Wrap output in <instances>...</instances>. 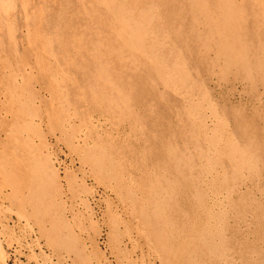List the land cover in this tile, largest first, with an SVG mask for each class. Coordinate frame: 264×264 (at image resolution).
<instances>
[{
  "label": "rangeland",
  "instance_id": "obj_1",
  "mask_svg": "<svg viewBox=\"0 0 264 264\" xmlns=\"http://www.w3.org/2000/svg\"><path fill=\"white\" fill-rule=\"evenodd\" d=\"M127 1L0 0V188L46 205L60 247L84 245L105 264H264V0ZM103 184L113 195L89 201ZM75 193L83 204L71 219ZM147 246L155 262L138 257ZM1 247L7 264L26 263Z\"/></svg>",
  "mask_w": 264,
  "mask_h": 264
},
{
  "label": "bare ground",
  "instance_id": "obj_2",
  "mask_svg": "<svg viewBox=\"0 0 264 264\" xmlns=\"http://www.w3.org/2000/svg\"><path fill=\"white\" fill-rule=\"evenodd\" d=\"M7 1V0H6ZM63 1V0H62ZM66 1V0H65ZM78 1V0H77ZM85 1V0H84ZM106 1V0H105ZM111 1V0H110ZM127 1V0H126ZM131 1V0H130ZM157 1V0H156ZM160 1V0H159ZM191 1V0H190ZM234 1V0H233ZM69 2V1H68ZM101 2V1H100ZM124 2H125V0H124ZM127 2H129V1H127ZM132 2V1H131ZM158 2V1H157ZM169 2V1H168ZM167 2V3H168ZM199 2V1H198ZM215 2V1H214ZM2 3V2H1ZM10 3V2H9ZM64 3V2H63ZM75 3H77V2H75ZM86 3V2H85ZM92 3V2H91ZM94 4H95V2H93ZM109 3V2H108ZM108 3H104L105 5L106 4H108ZM111 3V2H110ZM115 3H117V2H115ZM119 3V2H118ZM122 3V2H121ZM161 3V2H160ZM201 3V2H200ZM205 3V2H204ZM11 4V3H10ZM100 4V3H99ZM103 4V3H102ZM112 4V3H111ZM110 4V5H111ZM126 4V3H125ZM162 4H163V2H162ZM215 4V3H214ZM230 4V3H229ZM85 5V4H84ZM91 5V4H90ZM124 5V4H123ZM128 5V4H127ZM192 5V4H191ZM8 6V5H7ZM69 6V5H68ZM68 6H67V8H68ZM120 6V5H119ZM145 6V5H144ZM170 6V5H169ZM172 6V5H171ZM175 6V5H174ZM179 6V5H178ZM199 6V5H198ZM203 6V5H202ZM206 6V5H205ZM233 6V5H232ZM3 7V6H2ZM6 7V6H5ZM73 7V6H72ZM96 6H94L93 8H95ZM98 7V6H97ZM114 7V6H113ZM117 7V6H116ZM124 7H125V5H124ZM127 7V6H126ZM191 7V6H190ZM197 7V6H196ZM251 7V6H250ZM22 8V7H21ZM80 8V7H79ZM92 8V9H93ZM122 8H123V6H122ZM121 8V9H122ZM128 9H129V5H128V7H127ZM127 8H126V10H127ZM132 8V7H131ZM164 8V7H163ZM174 8V7H173ZM218 8V7H217ZM8 9H10V8H7V11H8ZM40 9V8H39ZM62 9V8H61ZM84 9V8H83ZM133 9V8H132ZM131 9V10H132ZM136 9V8H135ZM135 9H133V12H134V10ZM176 9V8H175ZM179 9V8H178ZM183 9V8H182ZM198 9H199V7H198ZM210 9V8H209ZM229 9V8H228ZM236 9V8H235ZM11 10V9H10ZM47 10V9H46ZM68 10V9H67ZM79 10V9H78ZM98 10H99V8H98ZM110 10V9H109ZM115 10V9H114ZM156 10V9H155ZM205 10V9H204ZM207 10V9H206ZM226 10V9H225ZM4 11V10H3ZM21 11V10H20ZM87 11H89V9L87 10ZM116 11V10H115ZM118 11V10H117ZM125 11V10H124ZM154 11V10H153ZM201 11V10H200ZM235 11V10H234ZM2 12V11H1ZM6 12V11H5ZM4 12V13H5ZM64 12V11H63ZM66 12V11H65ZM77 12V11H76ZM90 12V11H89ZM94 12V11H93ZM96 12V11H95ZM100 12V11H99ZM119 13H120V11H118ZM128 12V11H127ZM127 12H125V13H127ZM132 12V11H131ZM136 12H138V10L136 11ZM171 12V11H170ZM199 12V11H198ZM202 12V11H201ZM4 13H2V14H4ZM37 13V12H36ZM41 13V12H40ZM70 13V12H69ZM79 13V12H78ZM85 14L87 13V12H84ZM98 13V12H97ZM116 13V12H115ZM156 13V12H155ZM182 13V12H181ZM205 13V12H204ZM213 13V12H212ZM251 13V12H250ZM7 14V13H6ZM42 14V13H41ZM60 14H62V13H60ZM99 14H101V13H99ZM105 14V13H104ZM124 14V13H123ZM128 14V13H127ZM148 14V13H147ZM201 14V13H200ZM207 14H209V13H207L206 12V15ZM214 14V13H213ZM222 14V13H221ZM226 14V13H225ZM224 14V15H225ZM39 15V14H38ZM64 15H65V13H64ZM74 15V14H73ZM117 15V14H116ZM4 16V15H3ZM61 16V15H60ZM119 16H121L120 14H119ZM32 17V16H31ZM39 17V16H38ZM106 17V16H105ZM131 18H133L132 16H130ZM130 17H129V20H130ZM139 17V16H138ZM143 17H145V16H143ZM155 17V16H154ZM166 17V16H165ZM168 17V16H167ZM213 17V16H212ZM23 18V17H22ZM25 18V17H24ZM23 18V19H24ZM27 18V17H26ZM25 18V19H26ZM55 18V17H54ZM64 18V17H63ZM81 18V17H80ZM108 18V17H107ZM114 18V17H113ZM120 17H118V20H120L119 19ZM135 18V17H134ZM156 18V17H155ZM170 18V17H169ZM179 18V17H178ZM223 18V17H222ZM226 17H224V19H225ZM39 19V18H38ZM124 19V18H123ZM122 19V20H123ZM126 19H128V18H126ZM150 19V18H149ZM208 19V18H207ZM213 19H214V17H213ZM216 19V18H215ZM214 19V20H215ZM37 20V19H36ZM85 20V19H84ZM83 20V21H84ZM87 20V19H86ZM108 20V19H107ZM122 20H120V21H122ZM132 20V19H131ZM130 20V21H131ZM134 20V19H133ZM173 20V19H172ZM204 20V19H203ZM25 21V20H24ZM61 21V20H60ZM64 21V20H63ZM108 21H110V20H108ZM115 21V20H114ZM125 20H123V22H124ZM127 21V20H126ZM142 21V20H141ZM228 21V20H227ZM254 21V20H253ZM88 22V21H87ZM95 22V21H94ZM133 22H135V21H133ZM205 22V21H204ZM207 22H208V20H207ZM214 22V21H213ZM223 23H224V21H222ZM226 22V21H225ZM230 22V21H229ZM236 22V21H235ZM256 22V21H255ZM52 23H55L56 24V22H52ZM73 23V22H72ZM81 23V22H80ZM111 23V22H110ZM114 23V22H113ZM116 23V22H115ZM128 23H131V22H128ZM215 23H217V22H215ZM242 23V22H241ZM244 23V22H243ZM4 24H5V22H4ZM63 24V23H62ZM85 24V23H84ZM120 24V23H119ZM209 24H214V23H209ZM222 24V23H221ZM221 24H220V26H221ZM250 24V23H249ZM254 24V23H253ZM259 24V23H258ZM52 25V24H51ZM66 25V24H65ZM64 25V26H65ZM74 25V24H73ZM83 25V24H82ZM108 25V24H107ZM121 25V24H120ZM119 25V26H120ZM148 25V24H147ZM197 25V24H196ZM208 25V24H207ZM206 25V26H207ZM219 25V24H218ZM227 25V24H226ZM229 25V24H228ZM256 25V24H255ZM24 26V25H23ZM89 26V25H88ZM106 26V25H105ZM115 26H117V25H115ZM128 25H125V27H127ZM134 26V25H133ZM139 26V25H138ZM170 26V25H169ZM168 26V27H169ZM215 26H217V24H215ZM253 26V25H252ZM52 27V26H51ZM57 27V26H56ZM81 27H83V26H81ZM87 27V26H86ZM90 27V26H89ZM125 27H123L124 29H125ZM131 27V26H130ZM160 27V26H159ZM179 27V26H178ZM198 27V26H197ZM219 27V26H218ZM241 27V26H240ZM59 28V27H58ZM68 28V27H67ZM88 28V27H87ZM95 28H97V27H95ZM101 28V27H100ZM111 28H112V26H111ZM149 28V27H148ZM174 28V27H173ZM209 28V27H208ZM207 28V29H208ZM216 28V27H215ZM220 28V27H219ZM226 28H227V26H226ZM64 29V28H63ZM72 29V28H71ZM76 29V28H75ZM80 29V28H79ZM93 29V28H92ZM120 28H118V30H119ZM213 29V28H212ZM223 29V28H222ZM245 29V28H244ZM51 30V29H50ZM69 30V29H68ZM127 30V29H126ZM155 30V29H154ZM209 30V29H208ZM218 30H220V29H218ZM81 31V30H80ZM90 31V30H89ZM98 31H100V30H98ZM112 31H114V30H112ZM117 31V30H116ZM123 31V30H122ZM129 31H131V30H129ZM158 31V30H157ZM180 31V30H179ZM190 31V30H189ZM221 31V30H220ZM224 31V30H223ZM250 31H251V29H250ZM252 31H254V30H252ZM42 32V31H41ZM54 32V31H53ZM57 32V31H56ZM65 32V31H64ZM79 32V31H78ZM118 32V31H117ZM116 32V33H117ZM138 31H136V33H137ZM166 32V31H165ZM210 32V31H209ZM213 32V31H212ZM219 32V31H218ZM228 30H227V34H228ZM256 32V31H255ZM25 33V32H24ZM91 33V32H90ZM93 33H94V31H93ZM99 33V32H98ZM101 33V32H100ZM104 33V32H103ZM113 33V32H112ZM123 33H125V32H123ZM142 33V32H141ZM193 33V32H192ZM42 34V33H41ZM40 34V35H41ZM83 34H84V32H83ZM85 34H86V32H85ZM92 34V33H91ZM95 34V33H94ZM130 34H131V36H132V34L133 33H131L130 32ZM157 34V33H156ZM159 34V33H158ZM213 34V33H212ZM49 35V34H48ZM62 35H64V34H62ZM65 35H67V33L65 34ZM116 35H118V34H116ZM122 35H124V34H122ZM127 35V34H126ZM145 35V34H144ZM149 35V34H148ZM164 35V34H163ZM203 35V34H202ZM225 35V34H224ZM231 35V34H230ZM26 36V35H25ZM51 36H54V35H51ZM58 36H60V35H58ZM128 36H129V34H128ZM138 36V35H137ZM139 36H140V34H139ZM181 36V35H180ZM205 36V35H204ZM212 36V35H211ZM211 36L209 37V38H211ZM32 37V36H31ZM79 37V36H78ZM134 37V36H133ZM133 37H131V38H133ZM149 37V36H148ZM218 37H220V36H218ZM44 38H46V37H44ZM62 38H64V36L62 37ZM91 38H92V36H91ZM102 38V37H101ZM111 38V37H110ZM113 38V37H112ZM130 38V37H129ZM140 38L142 39V37L140 36ZM208 38V37H207ZM213 38V37H212ZM258 38V37H257ZM49 39H50V37H49ZM54 39H55V37H54ZM58 39V38H57ZM64 39H66V38H64ZM82 39V38H81ZM93 39V38H92ZM134 39V38H133ZM145 39V38H144ZM182 39V38H181ZM214 39V38H213ZM212 39V40H213ZM220 39H222V38H220ZM219 39V40H220ZM225 39V38H224ZM223 39V40H224ZM25 40V39H24ZM31 40H33V39H31ZM70 40V39H69ZM88 40H90V39H88ZM108 40H110V39H108ZM135 40V39H134ZM133 40V41H134ZM169 40V39H168ZM179 40V39H178ZM239 40V39H238ZM58 41V40H57ZM101 41V40H100ZM115 41H116V39H115ZM144 41V40H143ZM153 41V40H152ZM164 41V40H163ZM208 41V40H207ZM217 41V40H216ZM222 41V40H221ZM32 42V41H31ZM67 42H69V41H67ZM79 42V41H78ZM90 42H92V41H90ZM95 42H97V41H95ZM102 42V41H101ZM106 42H107V40H106ZM122 42H124V41H122ZM127 42H128V39H127ZM136 42V41H135ZM206 42V41H205ZM217 42H219V41H217ZM54 43V42H53ZM57 43V42H56ZM138 43V42H137ZM136 43V44H137ZM146 43V42H145ZM161 43V42H160ZM159 43V44H160ZM180 43V42H179ZM208 43V42H207ZM239 43V42H238ZM249 43V42H248ZM61 44V43H60ZM89 44V43H88ZM95 44V43H94ZM97 44H98V42H97ZM100 44V43H99ZM110 44H111V41H110ZM133 44H135V43H133ZM45 45V44H44ZM59 45V44H58ZM106 45V44H105ZM123 45V44H122ZM125 45V44H124ZM138 45H139V43H138ZM156 45V44H155ZM154 45V46H155ZM166 45V44H165ZM200 45V44H199ZM215 45V44H214ZM216 45H218V44H216ZM221 45V44H220ZM29 46V45H28ZM79 46V45H78ZM87 46V45H86ZM152 46V45H151ZM164 46V45H163ZM205 45H203V47H204ZM225 46V45H224ZM30 47V46H29ZM64 47V46H63ZM98 47H100V46H98ZM102 47V46H101ZM104 47V46H103ZM122 47H124V46H122ZM125 47H126V45H125ZM124 47V48H125ZM139 47V46H138ZM147 47V46H146ZM160 47H162V46H160ZM216 47V46H215ZM221 47H223V46H221ZM93 48H95V47H93ZM172 48V47H171ZM181 48V47H180ZM179 48V49H180ZM227 48V47H226ZM57 49V48H56ZM117 49V48H116ZM119 49V48H118ZM130 49V48H129ZM157 49V48H156ZM163 49H164V47H163ZM175 49V48H174ZM220 48H218V50H219ZM245 49V48H244ZM58 50V49H57ZM85 50V49H84ZM87 50V49H86ZM93 50V49H92ZM135 50V49H134ZM159 50V49H158ZM208 50V49H207ZM226 50H228V49H226ZM95 51V50H94ZM98 52H99V50H97ZM102 51V50H101ZM125 51V50H124ZM129 51V50H128ZM127 51V52H128ZM167 51V50H166ZM213 51V50H212ZM215 51H217V49L215 50ZM107 52V51H106ZM126 52V53H127ZM158 52H160V51H158ZM176 52H179V51H176ZM191 52V51H190ZM201 52V51H200ZM223 52V51H222ZM242 52V51H241ZM100 53V52H99ZM109 53V52H108ZM120 53V52H119ZM125 53V54H126ZM148 53V52H147ZM156 53V52H155ZM213 53V52H212ZM219 53V52H218ZM231 53V52H230ZM244 53V52H243ZM124 54V53H123ZM154 54V53H153ZM177 54V53H176ZM101 55V54H100ZM112 55V54H111ZM111 55H109V56H111ZM143 55V54H142ZM148 55V54H147ZM160 55V54H159ZM205 55V54H204ZM219 55H221V54H219ZM224 55V54H223ZM223 55H221V56H223ZM93 56V55H92ZM91 56V57H92ZM128 56V55H127ZM146 56V55H145ZM166 56V55H165ZM178 56V55H177ZM180 56V55H179ZM212 56V55H211ZM217 56V55H216ZM237 56H239V55H237ZM138 57V56H137ZM136 57V58H137ZM158 57V56H157ZM169 57V56H168ZM171 57V56H170ZM199 57V56H198ZM93 58V57H92ZM113 58V57H112ZM117 58V57H116ZM124 58V57H123ZM129 58V57H128ZM141 58H143V57H141ZM156 58V57H155ZM191 58V57H190ZM207 58H209V57H207ZM218 58H220V57H218ZM223 58V57H222ZM236 58V57H235ZM60 59H61V57H60ZM67 59V58H66ZM140 59V58H139ZM167 59V58H166ZM169 59V58H168ZM211 59V58H210ZM238 59V58H237ZM241 59V58H240ZM239 59V60H240ZM54 60V59H53ZM70 60H72V59H70ZM90 60V59H89ZM92 61H93V59H91ZM117 60V59H116ZM146 60V59H145ZM144 60V61H145ZM157 60V59H156ZM179 60V59H178ZM182 60V59H181ZM62 61V60H61ZM69 61V60H68ZM67 61V62H68ZM77 61V60H76ZM92 61H91V63H92ZM190 61V60H189ZM231 61V60H230ZM82 62H84L83 60H82ZM130 62H132V61H130ZM141 62V61H140ZM155 62V61H154ZM160 62V61H159ZM217 62V61H216ZM226 62V61H225ZM247 62V61H246ZM85 63V62H84ZM95 63V62H94ZM94 63H93V65H94ZM142 63H143V61H142ZM151 63H153V62H151ZM192 63V62H191ZM222 63H224V62H222ZM230 63V62H229ZM241 63V62H240ZM70 64V63H69ZM100 64V63H99ZM103 64V63H102ZM106 64V63H105ZM141 64V63H140ZM145 64H146V62H145ZM167 64H168V62H167ZM238 64V63H237ZM92 64H91V66H93ZM158 65V64H157ZM222 65V64H221ZM225 65V64H224ZM239 65V64H238ZM167 66V65H166ZM181 66V65H180ZM208 66V65H207ZM223 66V65H222ZM97 67V66H96ZM105 67V66H104ZM118 67V66H117ZM153 67V66H152ZM156 67V66H155ZM170 67V66H169ZM172 67V66H171ZM179 67V66H178ZM183 67V66H182ZM185 67V66H184ZM214 67V66H213ZM219 67V66H218ZM227 67H229V66H227ZM233 67V66H232ZM73 68V67H72ZM98 68V67H97ZM234 68V67H233ZM28 69V68H27ZM74 69V68H73ZM93 69V68H92ZM103 69V68H102ZM106 69V68H105ZM151 69V68H150ZM166 69V68H165ZM168 69V68H167ZM210 69V68H209ZM215 69V68H214ZM226 69V68H225ZM148 70V69H147ZM146 70V71H147ZM157 70H160L161 71V69H157ZM252 70H254V69H252ZM102 71V70H101ZM107 71V70H106ZM105 71V72H106ZM118 71V70H117ZM153 71V70H152ZM155 71V70H154ZM153 71V72H154ZM163 71V70H162ZM207 71V70H206ZM240 71H242V69L240 70ZM97 72V71H96ZM148 72V71H147ZM166 72V71H165ZM184 72V71H183ZM223 72H225L224 70H223ZM231 72V71H230ZM243 72V71H242ZM42 73V72H41ZM95 73V72H94ZM119 73V72H118ZM154 73H156V72H154ZM167 73H168V71H167ZM226 73V72H225ZM228 73V72H227ZM64 74V73H63ZM92 74V73H91ZM97 74V73H96ZM99 74H101V72L99 73ZM122 74V73H121ZM201 74V73H200ZM204 74V73H203ZM213 74V73H212ZM244 74V73H243ZM61 75V74H60ZM80 75V74H79ZM106 75V74H105ZM128 75V74H127ZM133 75V74H132ZM138 75V74H137ZM165 75V74H164ZM184 75V74H183ZM238 75V74H237ZM255 75V74H254ZM131 76V75H130ZM185 76V75H184ZM190 76V75H189ZM77 77V76H76ZM98 77V76H97ZM133 77V76H132ZM143 77V76H142ZM149 77V76H148ZM174 77V76H173ZM199 77V76H198ZM213 77V76H212ZM72 78V77H71ZM85 78V77H84ZM99 78V77H98ZM108 78V77H107ZM113 78V77H112ZM135 78H137V77H135ZM152 78H155V77H152ZM175 78V77H174ZM206 78V77H205ZM209 78V77H208ZM224 78V77H223ZM222 78V79H223ZM95 79V78H94ZM109 79V78H108ZM234 79H236V78H234ZM20 80V79H19ZM89 80V79H88ZM99 80V79H98ZM97 80V81H98ZM124 80V79H123ZM129 80V79H128ZM140 80V79H139ZM150 80V79H149ZM214 80V79H213ZM225 80V79H224ZM74 81V80H73ZM95 81V80H94ZM102 82H103V80H101ZM125 81V80H124ZM136 81V80H135ZM151 81V80H150ZM153 81V80H152ZM156 81V80H155ZM161 81V80H160ZM209 81V80H208ZM227 81V80H226ZM96 82V81H95ZM101 82V83H102ZM118 82V81H117ZM143 82V81H142ZM224 82V81H223ZM162 83V82H161ZM217 83V82H216ZM118 84V83H117ZM126 84V83H125ZM157 84V83H156ZM212 84V83H211ZM253 84V83H252ZM255 84V83H254ZM104 85V84H103ZM123 85V84H122ZM236 85V84H235ZM107 86V85H106ZM124 86V85H123ZM158 86V85H157ZM192 86V85H191ZM195 86V85H194ZM219 86V85H218ZM231 86H233V85H231ZM103 87V86H102ZM101 87V88H102ZM109 87V86H108ZM182 87V86H181ZM185 87V86H184ZM199 87V86H198ZM111 88H112V85H111ZM231 88V87H230ZM113 89V88H112ZM200 89V88H199ZM108 90V89H107ZM128 90V89H127ZM137 90V89H136ZM153 90V89H152ZM165 90V89H164ZM167 90H171V89H167ZM182 90V89H181ZM180 90V91H181ZM190 90V89H189ZM189 90H187V91H189ZM220 90V89H219ZM235 90V89H234ZM242 90V89H241ZM166 91V90H165ZM182 91H184V90H182ZM196 91V90H195ZM198 91V90H197ZM75 92V91H74ZM130 92V91H129ZM153 92V91H152ZM171 92V91H170ZM179 92V91H178ZM216 92H217V89H216ZM233 92V91H232ZM256 92H258V91H256ZM110 93V92H109ZM139 93V92H138ZM97 94H98V92H97ZM184 94V93H183ZM188 94V93H187ZM195 94V93H194ZM207 94V93H206ZM114 95V94H113ZM156 95V94H155ZM179 95V94H178ZM129 96V95H128ZM138 96V95H137ZM184 96V95H183ZM143 97V96H142ZM162 97V96H161ZM178 97H180V96H178ZM182 97V96H181ZM257 97V96H256ZM122 98V97H121ZM136 98V97H135ZM144 98V97H143ZM150 98V97H149ZM186 98H187V96H186ZM205 98V97H204ZM240 98V97H239ZM126 99H127V96H126ZM137 99H138V97H137ZM140 99V98H139ZM196 99V98H195ZM199 99V98H198ZM260 99V98H259ZM117 100V99H116ZM144 100V99H143ZM151 100V99H150ZM153 100V99H152ZM238 100V99H237ZM247 100V99H246ZM251 100V99H250ZM263 100V99H262ZM22 101V100H21ZM92 101V100H91ZM117 101H119V100H117ZM127 101H128V99H127ZM144 101H146V100H144ZM253 101V100H252ZM18 102V101H17ZM105 102V101H104ZM120 102V101H119ZM143 102V101H142ZM208 102V101H207ZM247 102V101H246ZM126 103H128V102H126ZM140 103V102H139ZM156 103V102H155ZM189 103V102H188ZM191 103V102H190ZM199 103V102H198ZM105 104V103H104ZM109 105H110V103H108ZM121 104V103H120ZM135 104V103H134ZM149 104V103H148ZM195 104V103H194ZM249 104V103H248ZM93 105V104H92ZM97 105V104H96ZM106 105V104H105ZM131 105V104H130ZM152 105H153V103H152ZM156 105V104H155ZM185 105H186V103H185ZM190 105V104H189ZM150 106V105H149ZM169 106H170V104H169ZM209 106V105H208ZM111 107H113V106H111ZM143 107H144V105H143ZM142 107V108H143ZM154 107V106H153ZM153 107H151V108H153ZM196 107V106H195ZM250 107V106H249ZM101 108H103V107H101ZM141 108V109H142ZM155 108V107H154ZM157 108V107H156ZM192 108V107H191ZM210 108V107H209ZM217 108V107H216ZM116 109V108H115ZM130 109V108H129ZM133 109V108H132ZM177 109V108H176ZM184 109V108H183ZM186 109V108H185ZM96 110V109H95ZM100 110H102V109H100ZM99 110V111H100ZM106 110V109H105ZM107 110H108V108H107ZM143 110V109H142ZM146 110V109H145ZM169 110V109H168ZM253 110V109H252ZM256 110V109H255ZM97 111V110H96ZM117 111V110H116ZM126 111V110H125ZM169 111H171V110H169ZM176 111V110H175ZM203 110H201V112H202ZM207 111V110H206ZM220 111V110H219ZM233 111V110H232ZM104 112V111H103ZM131 112V111H130ZM133 112V111H132ZM138 112V111H137ZM137 112H136V114H137ZM145 111H143V113H144ZM173 111H171V113H172ZM193 112V111H192ZM200 112V111H199ZM210 112H212V111H210ZM238 112V111H237ZM124 113V112H123ZM142 113V114H143ZM157 113V112H156ZM177 113V112H176ZM176 113L174 114V115H176ZM221 113V112H220ZM89 114V113H88ZM148 114H150V112L148 113ZM152 114H153V112H152ZM165 114V113H164ZM186 114V113H185ZM110 115V114H109ZM133 115H134V113H133ZM187 115V114H186ZM4 116V115H3ZM135 116V115H134ZM156 116V115H155ZM155 116H154V119H155ZM178 117L180 116V114L179 115H177ZM198 116V115H197ZM111 117V116H110ZM136 117V116H135ZM184 117V116H183ZM240 117V116H239ZM121 118H123V117H121ZM140 118V117H139ZM161 118V117H160ZM177 117H175V119H176ZM188 118H189V116H188ZM242 118V117H241ZM114 119V118H113ZM243 119V118H242ZM94 120V119H93ZM125 120V119H124ZM137 120V119H136ZM191 120V119H190ZM200 120V119H199ZM215 119L214 118H212V117H210V116H205L204 118H203V122H204V124L205 125H207V127H208V125H213L212 123H213V121H214ZM176 121H178V120H176ZM175 121V122H176ZM180 121V120H179ZM217 121V120H216ZM219 121V120H218ZM239 121V120H238ZM246 121V120H245ZM95 122H97V121H95ZM138 122V121H137ZM143 122V121H142ZM183 122H184V120H183ZM242 122H243V120H242ZM98 123H102L101 121L100 122H98ZM123 123V122H122ZM126 123V122H125ZM134 123V122H133ZM132 123V124H133ZM179 123V122H178ZM182 123V122H181ZM240 123V122H239ZM263 123V122H262ZM104 124V123H103ZM102 124V125H103ZM110 124V123H109ZM185 124V123H184ZM194 124V123H193ZM238 124V123H237ZM247 124V123H246ZM106 125V124H105ZM135 125V124H134ZM181 125H183V124H181ZM180 125V126H181ZM232 125H233V123H232ZM183 126H185V125H183ZM192 126V125H191ZM195 126V125H194ZM240 126V125H239ZM126 127H127V125H126ZM129 127V126H128ZM161 127V126H160ZM190 127V126H189ZM234 127V126H233ZM247 127L249 128V125H247ZM246 127V128H247ZM252 127V126H251ZM251 127H250V129H251ZM108 128V127H107ZM114 128H115V126H114ZM185 128H186V126H185ZM240 128V127H239ZM238 128V129H239ZM241 128H242V125H241ZM246 128H244V129H246ZM263 128V127H262ZM121 129V128H120ZM130 129V128H129ZM181 129V128H180ZM190 129V128H189ZM188 129V130H189ZM236 129V128H235ZM243 129V130H244ZM124 130V129H123ZM128 130V129H127ZM139 130V129H138ZM154 131V130H153ZM206 131V130H205ZM221 131H223L224 132V130H221ZM239 131V130H238ZM248 131V130H247ZM262 131V130H261ZM182 132H183V130H182ZM218 132H220V131H218ZM237 132V131H236ZM241 132H242V130H241ZM245 132V131H244ZM251 132V130L249 131V133ZM253 132V131H252ZM82 133V132H81ZM134 133V132H133ZM139 133V132H138ZM150 133V132H149ZM181 133V132H180ZM184 133V132H183ZM187 133V132H186ZM188 133H189V131H188ZM221 133V132H220ZM243 133V132H242ZM9 134V133H8ZM114 134H115V132H114ZM131 134V133H130ZM224 134V133H223ZM241 134V133H240ZM246 134V133H245ZM258 134V133H257ZM160 135V134H159ZM178 135V134H177ZM218 135V134H217ZM251 135V134H250ZM129 136V135H128ZM162 136V135H161ZM194 136V135H193ZM243 136V135H242ZM253 136H254V134H253ZM138 137V136H137ZM151 137H153V140H154V138H156V137H154V136H151ZM197 137V136H196ZM247 136H245V138H246ZM96 138V137H95ZM253 138V137H252ZM131 139V138H130ZM75 141H76V143L77 144H79V145H84L85 144V141H87V140H85V137H84V135H82V134H79L75 139H74ZM179 140V139H178ZM184 140V139H183ZM204 140V139H203ZM211 140V139H210ZM239 140V139H238ZM261 140V139H260ZM52 141V140H51ZM89 141V140H88ZM155 141V140H154ZM157 141H158V139H157ZM160 141V140H159ZM233 141H234V139H233ZM161 142V141H160ZM232 142V141H231ZM251 142V141H250ZM92 143V142H91ZM206 143V142H205ZM245 143H246V141H245ZM249 143V142H248ZM257 143V142H256ZM260 143H261V141H260ZM158 144H159V142H158ZM163 144H165L164 142H163ZM183 144H184V142H183ZM203 144V143H202ZM220 144V143H219ZM255 144V143H254ZM258 144V143H257ZM256 144V145H257ZM180 145V144H179ZM205 145V144H204ZM242 145V144H241ZM260 145H262V144H260ZM186 146V145H185ZM189 146V145H188ZM246 146V145H245ZM259 146V145H258ZM48 147V146H47ZM262 147V146H261ZM162 148V147H161ZM183 148V147H182ZM207 148V147H206ZM221 148V147H220ZM223 148V147H222ZM253 148H255V147H253ZM158 149V148H157ZM257 149V148H256ZM177 150V149H176ZM215 150V149H214ZM222 150V149H221ZM156 152H158V151H156ZM165 152V151H164ZM178 152V151H177ZM195 152V151H194ZM179 153V152H178ZM186 153V152H185ZM192 153H193V151H192ZM238 153V152H237ZM240 153V152H239ZM27 154V153H26ZM68 154V153H67ZM167 153L165 152V155H166ZM85 155V154H84ZM154 155V154H153ZM168 155V154H167ZM174 155V154H173ZM185 155V154H184ZM236 155V154H235ZM240 155V154H239ZM138 156V155H137ZM148 156V155H147ZM190 156V155H189ZM214 156V155H213ZM216 156V155H215ZM234 156V155H233ZM238 156V155H237ZM242 156V155H241ZM257 156V155H256ZM75 157V156H74ZM29 158V157H28ZM174 158V157H173ZM180 158V157H179ZM206 158V157H205ZM223 158H225V157H223ZM175 159V158H174ZM173 159V160H174ZM257 159H259V158H257ZM149 160V159H148ZM226 160V159H225ZM168 161V160H167ZM183 161V160H182ZM189 161H191V160H189ZM230 161V160H229ZM219 162V161H218ZM227 162V161H226ZM2 163V162H1ZM192 164H193V162H191ZM198 163V162H197ZM83 164V163H82ZM170 164V163H169ZM248 164V163H247ZM259 164V163H258ZM173 165V164H172ZM181 165H183V164H181ZM187 165V164H186ZM230 165V164H229ZM80 166H81V164H80ZM7 167V166H6ZM82 167H83V165H82ZM81 167V168H82ZM86 168H85V170H86V172H90L89 171V166H85ZM107 167V166H106ZM164 167V166H163ZM223 167V166H222ZM167 168H168V166H167ZM177 168V167H176ZM179 168V167H178ZM232 168V167H231ZM81 170H83V169H81ZM158 170H159V168H158ZM197 170H198V168H197ZM156 171V170H155ZM192 171V170H191ZM210 172V171H209ZM85 173V172H84ZM161 173V172H160ZM170 173V172H169ZM177 173V172H176ZM186 173H187V171H186ZM184 174V173H183ZM90 175V174H89ZM89 175H87V176H89ZM168 175V174H167ZM169 176V175H168ZM174 176V175H173ZM248 176V175H247ZM250 176V175H249ZM90 177V176H89ZM190 177V176H189ZM8 178V177H7ZM88 178V177H87ZM90 178H92V177H90ZM172 178V177H171ZM178 178V177H177ZM182 178V177H181ZM209 178V177H208ZM192 179V178H191ZM190 179V180H191ZM250 179V178H249ZM183 181H184V179H182ZM84 181V180H83ZM195 181V180H194ZM205 181H206V179H205ZM180 182V181H179ZM186 182V181H185ZM244 182H245V180H244ZM97 182H95V184H96ZM176 183V182H175ZM181 183H183V182H181ZM190 183V182H189ZM252 183V182H251ZM101 184V183H100ZM113 184V183H112ZM129 184V183H128ZM185 184V183H184ZM62 185V184H61ZM178 185V184H177ZM194 185H195V183H194ZM39 186V185H38ZM100 186V185H99ZM110 185L108 184L107 186L106 185H101V189H94V191L93 192H91V193H89L88 192V195H86L87 196V198H88V200L90 201H96V199H97V197H96V195L101 191V194H104L105 196H110L112 193H113V189H111V187H109ZM179 186V185H178ZM254 186V185H253ZM95 187H96V185H95ZM183 187H185L184 185H183ZM243 187V186H242ZM250 187V186H249ZM186 189V188H185ZM205 189V188H204ZM254 189V188H253ZM23 189H21L19 186H17V187H9V188H5V189H3V188H0V249L2 248L1 246L3 245V247H4V245L6 246V249H8L10 252H11V254H13L14 255V258L15 259H20V258H25V260H26V263L25 264H103L104 262V260L103 261H100V260H96V258L95 257H92V255H90L89 253H87V249L84 247V245H83V248H84V250L82 251H80V252H82V254H74L73 252H70L71 250V248L70 249H68L69 247L68 246H66V248L68 249H66V248H61L60 246H62L60 243H58L59 242V239H58V236H57V233L55 232L56 230L55 229H53L52 228V226L53 225H51L50 223H51V220H52V224H54V221H53V219H52V216L50 215V216H48V215H45L44 214V212L42 213V211L44 210L42 207H44V206H46V205H44L43 203L41 204V203H38V201H35L34 199H31V197H30V199H28L27 198V200L25 199V201L23 200L24 198H22V199H20L19 197L20 196H22V191ZM53 190V189H52ZM92 189H90V191H91ZM245 190V189H244ZM26 191H27V193H28V196H29V192H30V188H27L26 189ZM33 191V190H32ZM186 191H188V189L186 190ZM237 191V190H236ZM253 191H255V190H253ZM34 192V191H33ZM184 192V191H183ZM24 193V192H23ZM188 193V192H187ZM209 193V192H208ZM238 193V192H237ZM81 194V193H80ZM86 194H87V192H86ZM66 195V194H65ZM71 195V194H70ZM75 195H76V193H75ZM103 195V196H104ZM113 195V194H112ZM115 195H116V193H115ZM230 195H232V193L230 194ZM256 195V194H255ZM24 196V195H23ZM27 196V197H28ZM77 196V195H76ZM82 196V195H81ZM80 195L79 196H77V197H74V198H72V200L70 199V197H72V196H70L69 197V199H70V210H69V214H67V211H66V214L71 218V219H74L75 217L74 216H76V213H78L79 211H80V209H81V207H82V204H83V197H81ZM84 196V195H83ZM163 196V195H162ZM211 196V195H210ZM216 196V195H215ZM13 197H15V199H17L18 201H16V200H14L13 199ZM42 197V196H41ZM65 197V196H64ZM112 197V196H111ZM116 197V196H115ZM167 197V196H166ZM68 197L66 196L65 197V199H67ZM96 198V199H95ZM113 198V197H112ZM179 198V197H178ZM224 198V197H223ZM245 198H247V197H245ZM95 199V200H94ZM109 199V198H108ZM116 199V198H115ZM181 199V198H180ZM219 199V198H218ZM12 200H14V201H16L17 202V204L15 203L14 204V202L12 201ZM34 200V201H33ZM190 200V199H189ZM194 200V199H193ZM220 200V199H219ZM68 201V200H67ZM225 201V200H224ZM23 202V203H22ZM88 202V201H87ZM183 202V201H182ZM185 202V201H184ZM217 202V201H216ZM222 202V201H221ZM230 202V201H229ZM117 203H121V202H118V200H117ZM213 203V202H212ZM6 204H11L12 206H6ZM14 204V205H13ZM39 204H41V205H39ZM115 204V203H114ZM197 204V203H196ZM217 204V203H216ZM112 205V204H111ZM119 205V204H118ZM126 205V204H125ZM124 205V206H125ZM123 206V204H121L120 206H118V207H122ZM127 206V205H126ZM217 206V205H216ZM221 206H223V205H221ZM65 207V206H64ZM84 207V206H83ZM107 207V206H106ZM114 207V206H113ZM128 207V206H127ZM45 208H48V207H45ZM117 207H115V209H116ZM123 208V207H122ZM69 209V208H68ZM124 209V208H123ZM123 209H120L119 211L121 212V210H122V212H121V215H123V216H126V213L123 211ZM218 209V208H217ZM49 210V209H48ZM48 210H46V211H48ZM118 210V209H117ZM126 210H127V208H126ZM180 210V209H179ZM113 211V210H112ZM88 212V211H87ZM116 212V211H115ZM166 212V211H165ZM223 212V211H222ZM50 214V213H49ZM85 214V213H84ZM131 213H127V215H129V216H131L130 215ZM170 214V213H169ZM230 214V213H229ZM96 215V214H95ZM128 216V217H129ZM74 217V218H73ZM132 217V216H131ZM50 218H51V220H50ZM125 218V217H124ZM222 218V217H221ZM263 218V217H262ZM126 219V218H125ZM50 220V221H49ZM127 220V219H126ZM130 221H131V219H129ZM215 220V219H214ZM126 222V221H125ZM194 222V221H193ZM195 224V223H194ZM192 226V225H191ZM76 228V227H75ZM57 229V228H56ZM106 230V229H105ZM109 230V229H108ZM136 230V229H135ZM83 231V230H82ZM81 231V228L79 229L78 227H77V232H79V234L81 235L80 237L82 238V236H84V232H82ZM136 231H138V230H136ZM135 232V231H134ZM139 232V231H138ZM136 233V236H135V234H134V237L133 238H136L137 237V235L139 234V233ZM143 232V231H142ZM144 234V233H143ZM87 236V235H86ZM127 236V235H126ZM125 236V237H126ZM129 236V235H128ZM127 236V239H125V241H124V245H123V248H124V246H126V245H128L130 242H131V237H128ZM85 237V236H84ZM124 237V238H125ZM139 237H140V235H139ZM146 237V236H145ZM86 238V237H85ZM97 238L98 239H101L102 238V236H100V235H97ZM86 239H88V238H86ZM138 239V238H137ZM144 239V238H143ZM147 239V238H146ZM102 240V239H101ZM134 240V239H133ZM138 240H140V239H138ZM189 240V239H188ZM136 241V240H135ZM145 241H147V240H145ZM64 242V241H63ZM85 242V241H84ZM89 242H91L90 240H89ZM88 242V243H89ZM88 243H86V244H88ZM134 244H136L135 242H133ZM138 243V242H137ZM176 243V242H175ZM65 244V243H64ZM87 246V245H86ZM110 246V245H109ZM121 246H122V244H121ZM129 246V245H128ZM131 247H132V245H131ZM133 247H134V245H133ZM82 248V247H81ZM82 248V249H83ZM89 248V247H88ZM110 248V247H109ZM148 248V249H147ZM111 250H109L110 251V254H111V252H112V250H114V249H112V247L110 248ZM139 249V248H138ZM142 250V249H141ZM107 251H108V249H107ZM116 251V250H115ZM78 253V252H77ZM138 253H140V254H138ZM138 253H137V255H138V257L140 256H145V258L149 261V263H151V262H155V254L153 253V251H151L150 252V250H149V246H147L146 247V250H145V254H144V252L143 251H138ZM2 254V253H1ZM110 254H108V256L110 255ZM118 254V253H117ZM135 255V254H134ZM114 256V255H113ZM112 256V258H114ZM119 256V255H118ZM117 256V257H118ZM6 257V256H5ZM233 257V256H232ZM109 259V258H108ZM14 260V259H13ZM102 260V259H101ZM113 260V259H112ZM119 260H121V259H119ZM19 261V260H18ZM142 261V260H141ZM151 261V262H150ZM21 262V261H20ZM105 262L107 263V261L105 260ZM114 262H115V259H114ZM124 262V261H123ZM157 262V261H156ZM19 263V262H18ZM117 263H119V264H121V262L120 261H118ZM158 263V262H157ZM170 264H181V263H179L178 261H175V262H169ZM0 264H7L6 263V260H3V258L2 259H0ZM105 264V263H104ZM141 264V263H140ZM235 264V263H234Z\"/></svg>",
  "mask_w": 264,
  "mask_h": 264
}]
</instances>
